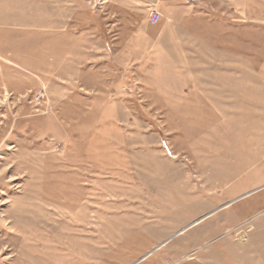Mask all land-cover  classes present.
Segmentation results:
<instances>
[{
    "label": "rangeland",
    "instance_id": "1",
    "mask_svg": "<svg viewBox=\"0 0 264 264\" xmlns=\"http://www.w3.org/2000/svg\"><path fill=\"white\" fill-rule=\"evenodd\" d=\"M116 1L0 0V264H264V0Z\"/></svg>",
    "mask_w": 264,
    "mask_h": 264
},
{
    "label": "crops",
    "instance_id": "2",
    "mask_svg": "<svg viewBox=\"0 0 264 264\" xmlns=\"http://www.w3.org/2000/svg\"><path fill=\"white\" fill-rule=\"evenodd\" d=\"M186 0H117L116 1V7L117 10L120 12V15L123 17H132L136 16L139 13L140 8H142L141 11H143V16H149V11L152 6H157L158 10L163 14L165 18L168 16L172 17L176 16L179 18V15L181 12H189V7L185 4ZM116 9V8H115ZM172 23L178 24L179 21H173ZM132 31H136V27L133 28ZM121 45V44H119ZM109 50H111L109 48ZM115 50H117V47H115ZM142 49L134 48L133 50H125L120 49L116 54V59H125L126 57H138L143 55ZM121 62H125L124 60Z\"/></svg>",
    "mask_w": 264,
    "mask_h": 264
},
{
    "label": "built area",
    "instance_id": "3",
    "mask_svg": "<svg viewBox=\"0 0 264 264\" xmlns=\"http://www.w3.org/2000/svg\"><path fill=\"white\" fill-rule=\"evenodd\" d=\"M159 20H160V14H158L157 12H152L151 15H150V21L153 24H155V23H158Z\"/></svg>",
    "mask_w": 264,
    "mask_h": 264
}]
</instances>
